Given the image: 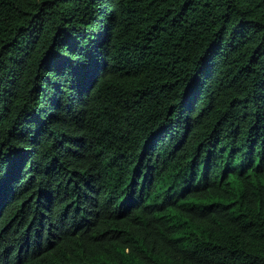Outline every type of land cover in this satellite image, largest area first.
I'll return each mask as SVG.
<instances>
[{"label": "trees", "instance_id": "obj_1", "mask_svg": "<svg viewBox=\"0 0 264 264\" xmlns=\"http://www.w3.org/2000/svg\"><path fill=\"white\" fill-rule=\"evenodd\" d=\"M0 264H264V0H0Z\"/></svg>", "mask_w": 264, "mask_h": 264}]
</instances>
